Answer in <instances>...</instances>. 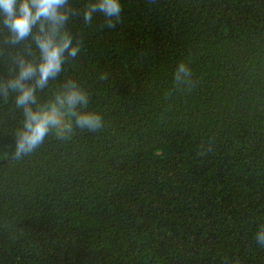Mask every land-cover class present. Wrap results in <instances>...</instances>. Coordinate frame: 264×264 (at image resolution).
<instances>
[{
  "label": "trees",
  "instance_id": "obj_1",
  "mask_svg": "<svg viewBox=\"0 0 264 264\" xmlns=\"http://www.w3.org/2000/svg\"><path fill=\"white\" fill-rule=\"evenodd\" d=\"M87 3L67 22L84 47L37 96L76 79L104 127L17 155L0 101V264H264V0H122L115 28L84 25ZM7 35L0 80L33 58Z\"/></svg>",
  "mask_w": 264,
  "mask_h": 264
},
{
  "label": "clouds",
  "instance_id": "obj_2",
  "mask_svg": "<svg viewBox=\"0 0 264 264\" xmlns=\"http://www.w3.org/2000/svg\"><path fill=\"white\" fill-rule=\"evenodd\" d=\"M76 11L69 0H0V24L8 33L6 43L15 46L29 38L32 41L27 51L33 58L16 55V68L6 80H0V101L11 98L22 111V123L15 133L17 155L39 149L53 134L62 139L75 129L96 133L104 127L103 114L88 110L90 94L76 79L64 80L43 102L37 96L61 77L68 59L76 58L84 47L83 38L67 27L69 16ZM122 11V0H88L79 15L86 26L101 15L105 27L115 28ZM196 84L191 60H182L174 73V89L191 92ZM256 240L264 246V226L256 233Z\"/></svg>",
  "mask_w": 264,
  "mask_h": 264
}]
</instances>
